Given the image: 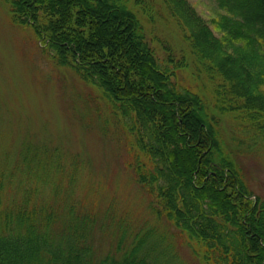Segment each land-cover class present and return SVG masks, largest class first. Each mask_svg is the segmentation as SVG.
<instances>
[{
    "label": "trees",
    "instance_id": "16d2710c",
    "mask_svg": "<svg viewBox=\"0 0 264 264\" xmlns=\"http://www.w3.org/2000/svg\"><path fill=\"white\" fill-rule=\"evenodd\" d=\"M5 1L56 66L100 92L149 213L200 264H264V198L240 159L264 152V0H216L212 18L190 0ZM62 171L56 149L32 142L0 169V264H174L164 232L126 216L98 254L112 213L83 208ZM46 183L51 196L36 197Z\"/></svg>",
    "mask_w": 264,
    "mask_h": 264
},
{
    "label": "rangeland",
    "instance_id": "374dc122",
    "mask_svg": "<svg viewBox=\"0 0 264 264\" xmlns=\"http://www.w3.org/2000/svg\"><path fill=\"white\" fill-rule=\"evenodd\" d=\"M190 1L206 18L219 12L216 0ZM41 46L33 28L13 23L6 1L0 0V169L18 163L27 142L56 149L63 176L75 175L73 198L98 215L106 208L112 213L105 218L106 230L94 233L98 254L115 245L117 219L126 216L130 225L146 222L164 232L177 256L174 264H200L177 230L149 213L147 198L126 164L125 135L100 92L69 68L56 66ZM182 78L191 82L186 72ZM240 159L248 186L264 198V152ZM38 189L36 197L51 196V183L38 184ZM13 190L14 184L5 188Z\"/></svg>",
    "mask_w": 264,
    "mask_h": 264
}]
</instances>
